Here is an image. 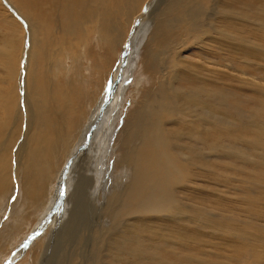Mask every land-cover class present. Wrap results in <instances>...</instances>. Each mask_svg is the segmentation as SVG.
<instances>
[{
    "label": "bare ground",
    "instance_id": "bare-ground-1",
    "mask_svg": "<svg viewBox=\"0 0 264 264\" xmlns=\"http://www.w3.org/2000/svg\"><path fill=\"white\" fill-rule=\"evenodd\" d=\"M126 40L135 43L129 60L137 77L133 92L124 85L129 109L121 118L123 91L118 120L104 143L96 135L97 149L79 167L85 178L112 155L111 187L122 188L113 213L69 221L58 244L32 256L24 246L17 264H264V92L248 110L230 100L237 64L264 72V0H0V221L16 227L19 242L38 215L43 225L51 221L48 174L92 127ZM241 71L254 76L237 83L264 89V75ZM186 79L197 88L183 87ZM226 131L229 144L217 137ZM213 174L232 189L206 192ZM95 179V188L85 178L86 190H77L100 189ZM106 225L94 236L85 230ZM14 239L12 229L0 230V250Z\"/></svg>",
    "mask_w": 264,
    "mask_h": 264
},
{
    "label": "rangeland",
    "instance_id": "rangeland-1",
    "mask_svg": "<svg viewBox=\"0 0 264 264\" xmlns=\"http://www.w3.org/2000/svg\"><path fill=\"white\" fill-rule=\"evenodd\" d=\"M147 12L141 13L140 18L137 19L136 25L133 26L131 29L132 32L129 33V37L131 39L134 38V36L137 34L139 29H142L144 26V19L148 15ZM94 28V27H93ZM96 31V30H95ZM141 31V30H140ZM94 32V31H93ZM92 32V33H93ZM133 37V38H132ZM129 38V39H130ZM136 42V40H134ZM127 43L125 47L122 49L120 55L117 57L114 67L111 70L107 81L104 85V92L100 95L101 100L97 102L93 110H96V112L93 115L94 123L92 124V127L89 130H86L84 132L82 140L79 142V146L76 148V152H71L67 153V160L64 163L63 168L53 174L52 176L49 177L50 173L48 174V179L49 180V185L47 183V196L49 198V203L46 208L53 207V213L49 212L46 214L44 217L46 220H51L47 225H43L39 222V215L37 220L32 226L31 231L29 232L27 239L29 236H32L34 238V246L26 244V240L24 239L23 241L19 242L18 236H17V229L16 227L9 221H7L6 225H3V222L0 221V230H6V229H12V232L14 234V241L13 242H8L5 245V248L3 250H0V264H17V257L16 253L19 249H22L25 246V254L28 256H32L35 254V249H40L41 254L42 250H46L48 246L52 243H57L61 239V235L63 234V231L66 227V224L69 221H72L76 218L79 217H85V216H90L94 213H101L105 214L107 216L110 215V213H113L112 211V205L115 202L116 196L121 195L120 191H122L121 187H118L116 189L115 187H111V184H113L116 181V176L113 175V165L111 162V156L105 157L101 163H100V168L99 170H87L85 171L86 176L85 178L91 179L89 183L92 184V186H96L97 181L95 178L99 177V182H100V189L94 190V191H88L85 193H81L83 189L86 187V181L83 182L84 174L80 171L79 167L81 165V160L84 158L83 155L87 156L88 159L94 154V144L95 148L97 149L98 143L97 140L99 137L96 138V135L100 136V142L99 143H104L106 138L105 134L106 132H111L110 130L107 129L108 126H113V120H118L117 119V112H118V102L121 100L122 93L125 91V86L124 85H129L130 86V92H133V90L136 87V80L137 77L133 76L131 69V62L130 58L133 54V50L135 47V43H131L130 41L126 40ZM145 45V43H144ZM68 52V51H67ZM98 55V51H96ZM189 55L193 53L191 51H187ZM70 55V52L66 53V57ZM94 55V54H93ZM130 56V57H129ZM194 56V55H193ZM209 59L211 58L210 56L208 57ZM96 57L91 56L88 57L89 64H87L88 71L90 72L93 63H90V60L94 62ZM70 59H67L68 63L71 62ZM73 61V59H72ZM52 65L55 64V62L51 61ZM238 71H237V77L235 80V87L238 86L237 93L231 97L232 102H236L240 104V107H242L244 110H248L252 108V106H257L260 104L262 101L261 94L264 92L263 88H257L256 91L254 88L248 83H237V80L239 77H250L252 78L254 75H244L242 74L241 70L246 69L248 73H253L257 74L259 77L260 75H264V72L256 70L254 67L248 65L242 66L238 65ZM117 69V70H116ZM54 70H57L54 68ZM131 71V72H130ZM195 76H202L199 72H194L193 73ZM240 75V76H239ZM116 76V77H115ZM158 76L160 77V74L158 73ZM242 77V78H243ZM206 78V77H205ZM133 79V80H132ZM135 80V81H134ZM140 80V78H139ZM255 80H257L255 78ZM225 79L223 81H218L213 84V86H218L219 88L223 87V84H225ZM264 81V80H263ZM133 82H135L133 84ZM141 83V81H140ZM183 87H192V88H197V86L191 82L190 80H185L181 82ZM208 81L205 79L202 82V86L205 87L207 85ZM223 83V84H222ZM264 84V83H263ZM132 85V86H131ZM132 87V88H131ZM128 89V90H129ZM125 97L127 96V92L125 91ZM127 99V97H126ZM215 99V98H214ZM236 99V100H234ZM128 100V99H127ZM243 100V101H242ZM118 101V102H117ZM123 101V100H122ZM120 102V106H122L123 102ZM239 101V102H238ZM125 102V101H124ZM128 103V104H127ZM125 103V107L122 108L120 107V115L121 118H124L126 115V111L129 109V100L128 102ZM117 106V107H116ZM117 108V110H116ZM125 109V110H124ZM224 113H230L233 116H239L241 112L236 111V110H230L227 107L221 105L220 108ZM92 110V111H93ZM116 111V112H115ZM122 111V112H121ZM102 116V117H101ZM260 119V118H259ZM264 121V119H262ZM225 123V122H224ZM112 124V125H111ZM114 128V127H112ZM98 132V133H97ZM231 135L226 131L223 136H217L218 138L221 139V141L229 144V137ZM102 141V142H101ZM93 142V143H92ZM209 141H205L204 144L207 145ZM83 152V153H82ZM100 153L102 150L100 149ZM113 154V152H112ZM82 156V157H81ZM221 175L218 174H213L212 177L206 178V192L208 193H214L212 189L218 188L220 190H231V186H225L221 181L218 180V178ZM123 178L121 177L120 180L118 181V184L122 185L123 182L121 181ZM80 186V191L77 190V188ZM89 188V186H88ZM86 190V189H85ZM66 196V197H65ZM67 196L69 198H72L76 201V204L73 208L69 209L68 204L66 202ZM232 196V195H231ZM94 198L95 202H93L90 198ZM56 205L54 207V200ZM214 197L212 196L211 199ZM51 199V200H50ZM39 208L41 209V206L39 205ZM52 210V209H51ZM2 213V212H0ZM44 215V214H43ZM49 216V217H48ZM9 218V217H8ZM87 219V218H84ZM5 221V218L3 219ZM47 223V221H46ZM109 225L98 227V226H91L85 228L86 232H91V235H95V231L99 230L102 233L106 231V227ZM40 227L39 230L37 228ZM47 228V234L45 235L44 230ZM80 239V236L78 237V240ZM24 242V245H21V243ZM15 245L16 246V251L15 253L11 251V247ZM77 245V244H76ZM73 248H76L73 245ZM55 249V248H54ZM53 249V252H55ZM23 257L20 256V259ZM19 259V260H20Z\"/></svg>",
    "mask_w": 264,
    "mask_h": 264
}]
</instances>
